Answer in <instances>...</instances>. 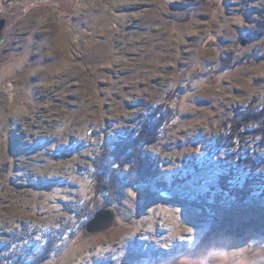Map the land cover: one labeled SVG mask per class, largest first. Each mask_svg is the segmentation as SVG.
Instances as JSON below:
<instances>
[{
    "label": "rangeland",
    "instance_id": "374dc122",
    "mask_svg": "<svg viewBox=\"0 0 264 264\" xmlns=\"http://www.w3.org/2000/svg\"><path fill=\"white\" fill-rule=\"evenodd\" d=\"M0 19V264H264V183L220 181L264 176V0H0ZM159 106L150 179L128 164L101 190V152Z\"/></svg>",
    "mask_w": 264,
    "mask_h": 264
},
{
    "label": "trees",
    "instance_id": "16d2710c",
    "mask_svg": "<svg viewBox=\"0 0 264 264\" xmlns=\"http://www.w3.org/2000/svg\"><path fill=\"white\" fill-rule=\"evenodd\" d=\"M162 107L163 106L155 107L152 112L143 119L144 121L139 129L126 132L125 136L120 138L117 142H114L113 148H105L101 152L95 165L99 173L101 172L100 174H102L98 177V184L101 186V190L105 188L111 189L115 185L112 181L107 182L104 180L103 178H105V175L111 174L116 181L119 179L118 172H120L116 169L122 170L128 164L130 165V172L128 174L120 172L121 175L123 173L121 177L122 181L124 180V182L136 185L150 179L155 158H153L150 153L143 150L141 144L154 140L158 133L163 123V117L160 116ZM253 115L259 116L260 114L253 113ZM250 173L252 174L247 177L242 188L230 186L227 182V176L224 175L220 180L222 183V191L232 192L239 198L246 197L248 192L253 189L252 183L255 181L262 184L264 183L263 175L253 172Z\"/></svg>",
    "mask_w": 264,
    "mask_h": 264
},
{
    "label": "water",
    "instance_id": "95a60500",
    "mask_svg": "<svg viewBox=\"0 0 264 264\" xmlns=\"http://www.w3.org/2000/svg\"><path fill=\"white\" fill-rule=\"evenodd\" d=\"M5 27V20L0 19V46L4 41L3 30ZM115 213L112 209L104 208L99 210L94 217L84 226V236L87 237L99 232L109 229L115 221ZM129 264V263H124ZM161 264H175L174 262H164Z\"/></svg>",
    "mask_w": 264,
    "mask_h": 264
}]
</instances>
